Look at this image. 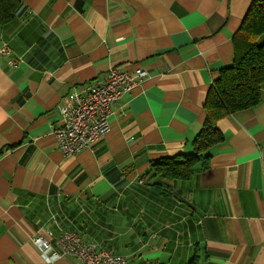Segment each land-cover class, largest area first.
Segmentation results:
<instances>
[{"label":"crops","instance_id":"crops-1","mask_svg":"<svg viewBox=\"0 0 264 264\" xmlns=\"http://www.w3.org/2000/svg\"><path fill=\"white\" fill-rule=\"evenodd\" d=\"M253 1L22 0L0 25V264H81L47 261L33 241L64 229L131 264H264V101L219 122L224 140L190 179L150 172L193 151ZM139 65L152 74L110 131L62 153L52 127L72 87Z\"/></svg>","mask_w":264,"mask_h":264},{"label":"trees","instance_id":"trees-1","mask_svg":"<svg viewBox=\"0 0 264 264\" xmlns=\"http://www.w3.org/2000/svg\"><path fill=\"white\" fill-rule=\"evenodd\" d=\"M22 0H0V25L12 21L23 9ZM235 58L221 70L209 89L206 115L192 139L193 151L152 161L150 172L159 179L188 180L211 149L224 140L219 122L228 115L264 101V0H254L233 36ZM160 188L161 182H154Z\"/></svg>","mask_w":264,"mask_h":264},{"label":"built area","instance_id":"built-area-1","mask_svg":"<svg viewBox=\"0 0 264 264\" xmlns=\"http://www.w3.org/2000/svg\"><path fill=\"white\" fill-rule=\"evenodd\" d=\"M0 53H10L8 44L0 47ZM151 74L149 66L139 65L133 69L113 66L89 83L72 87L59 103V118L52 127L60 151L66 155L76 154L104 137L111 129L110 118L115 105ZM33 241L47 261L70 256L79 259L81 264H131L127 256L84 239L72 229L61 230L55 239L36 235Z\"/></svg>","mask_w":264,"mask_h":264},{"label":"rangeland","instance_id":"rangeland-1","mask_svg":"<svg viewBox=\"0 0 264 264\" xmlns=\"http://www.w3.org/2000/svg\"><path fill=\"white\" fill-rule=\"evenodd\" d=\"M191 152V151H190Z\"/></svg>","mask_w":264,"mask_h":264}]
</instances>
